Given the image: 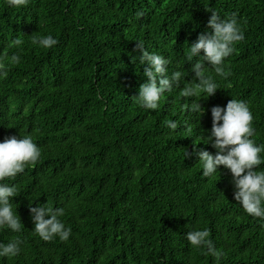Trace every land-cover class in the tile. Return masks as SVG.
Here are the masks:
<instances>
[{
    "label": "trees",
    "instance_id": "16d2710c",
    "mask_svg": "<svg viewBox=\"0 0 264 264\" xmlns=\"http://www.w3.org/2000/svg\"><path fill=\"white\" fill-rule=\"evenodd\" d=\"M211 11L235 14L244 39L224 61L227 78L205 65L220 89L199 100L202 116L187 111L193 98L180 87L156 110L142 108L137 41L169 60V74H183L182 87L194 75L189 45L211 31ZM44 35L57 44H31ZM13 38L24 43L10 46ZM0 70V141L30 135L41 149L35 165L2 181L17 188L12 208L22 225L0 229V243H22L0 264H217L184 238L204 228L222 253L218 264H264V227L234 199L229 170L203 177L197 158H184L196 142L215 154L201 142L210 108L232 98L248 104L251 139L264 145V0H29L18 9L0 0ZM166 119L177 122L174 132ZM37 204L64 209L68 240L34 234L29 208Z\"/></svg>",
    "mask_w": 264,
    "mask_h": 264
},
{
    "label": "clouds",
    "instance_id": "9594fccd",
    "mask_svg": "<svg viewBox=\"0 0 264 264\" xmlns=\"http://www.w3.org/2000/svg\"><path fill=\"white\" fill-rule=\"evenodd\" d=\"M28 3L29 0H5V4L14 9L25 7ZM207 25L211 31L198 34L196 40L189 45L185 60L190 62V71L194 75L192 82L183 84L182 87L183 74L180 71L169 74L166 67L169 60L145 50L143 44L137 41L141 53L138 61L145 65L143 75L147 77L146 82L139 85L138 95L135 96L142 108L156 110L165 93H170L174 87H180L181 97L193 98L187 111L198 114L199 118L202 116L205 109L199 100L207 99L220 89L213 76L205 74V65L212 69L216 77L227 78L231 72L226 70L224 61L233 53L234 45L244 39V32L235 14L221 18L215 11H211ZM23 43L22 39L13 38L10 46L19 47ZM31 44L41 49H50L57 44V40L52 35L33 36ZM19 61V56H11L12 63ZM4 74L0 70V78ZM210 113L211 129L206 136L203 135L201 142L211 143L216 150L215 154L205 149H197L195 145L199 142H196L193 143L191 153L185 150L184 158L195 156L200 162L203 177L217 173L218 166L228 169L234 188V199L246 214L258 218L264 227V170H259L264 164V156L261 155L264 145L256 144L251 139L255 129L252 126L253 116L249 106L245 101L232 98L223 107H211ZM163 123L170 132L178 128L174 120L166 119ZM40 156L41 149L30 135H10L0 141V229L7 228L11 232L19 233L22 225L17 211L14 212L12 208V198L17 195V188L14 184L9 185L2 181L14 178L26 167L35 165ZM29 213L34 225L32 231L42 241L48 242L55 238L60 241L68 240L71 229L59 219L64 215L63 208L37 204L29 208ZM184 238L193 248L204 250L218 264L222 253L215 248L207 228L189 230ZM21 243L19 238L0 243V257L17 256L21 251Z\"/></svg>",
    "mask_w": 264,
    "mask_h": 264
}]
</instances>
